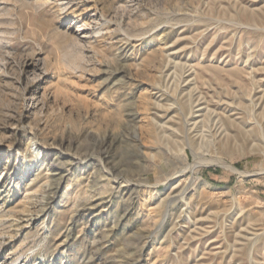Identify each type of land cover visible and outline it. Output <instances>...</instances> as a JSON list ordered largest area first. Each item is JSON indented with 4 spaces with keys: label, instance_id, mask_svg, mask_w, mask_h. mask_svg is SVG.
I'll return each mask as SVG.
<instances>
[{
    "label": "rangeland",
    "instance_id": "rangeland-1",
    "mask_svg": "<svg viewBox=\"0 0 264 264\" xmlns=\"http://www.w3.org/2000/svg\"><path fill=\"white\" fill-rule=\"evenodd\" d=\"M0 264H264V0H0Z\"/></svg>",
    "mask_w": 264,
    "mask_h": 264
},
{
    "label": "bare ground",
    "instance_id": "bare-ground-1",
    "mask_svg": "<svg viewBox=\"0 0 264 264\" xmlns=\"http://www.w3.org/2000/svg\"><path fill=\"white\" fill-rule=\"evenodd\" d=\"M184 118V117H183ZM185 121V120H184ZM187 121H185V123H186ZM184 123V124H185ZM149 125V124H148ZM164 125V124H163ZM145 127V126H144ZM139 128V127H138ZM137 128V129H138ZM145 129V128H144ZM134 130H136V129H134ZM163 130V129H162ZM186 130V129H185ZM23 131V135H25V136H32V137H35L36 135L33 133V131L31 130V129H23L22 130ZM126 131V130H125ZM139 131H141V130H139ZM127 132V131H126ZM134 132V131H133ZM132 132V133H133ZM137 132V131H136ZM122 133H124L123 131H122ZM125 134V133H124ZM22 135V134H21ZM126 135H127V133H126ZM125 135V136H126ZM138 136V135H137ZM142 136V135H141ZM130 137V136H129ZM133 137V136H132ZM157 137V136H156ZM31 138V137H30ZM125 138V137H124ZM158 138V137H157ZM33 139V138H32ZM31 139V140H32ZM30 140V139H29ZM123 141V140H122ZM131 141H132V139H131ZM188 141V140H187ZM139 142V141H138ZM141 142V141H140ZM159 142V141H158ZM166 144V143H165ZM133 145V144H132ZM167 145V144H166ZM46 148H48V147H46ZM45 148V149H46ZM53 148V147H52ZM138 148H140V147H138ZM161 148V147H160ZM166 148V147H165ZM44 149V150H45ZM141 149V148H140ZM161 149H163V148H161ZM192 149V148H191ZM191 151H193V150H191ZM167 152V151H166ZM133 153H134V151H133ZM192 153V152H191ZM151 155V154H150ZM46 156H48L47 155V151H45L44 153H43V157H46ZM165 156V155H164ZM192 156H193V160H194V163L192 164V165H190V166H186V167H184V169L182 170V171H180L179 173L180 174H187V173H190L191 171H192V169H193V167L197 164V162H198V160H199V155L198 154H196V153H192ZM91 157V156H90ZM143 157V156H142ZM145 157V156H144ZM86 158V157H85ZM88 158V157H87ZM92 158V157H91ZM95 158V157H94ZM140 159V158H139ZM143 159V158H142ZM147 159V158H146ZM145 159V160H146ZM88 160V159H87ZM136 160V159H135ZM144 160V161H145ZM149 160V159H148ZM78 161V160H77ZM151 161V160H150ZM134 162V161H133ZM52 163V162H51ZM51 163H49V164H51ZM75 163V162H74ZM85 164V163H84ZM154 164V163H153ZM51 166V165H50ZM55 166V165H54ZM53 166V167H54ZM52 167V168H53ZM2 177V176H1ZM127 180V179H126ZM189 183V182H188ZM181 189V188H180ZM184 193V192H183ZM176 195V194H175ZM182 195V194H181ZM183 197V196H182ZM51 200V199H50ZM173 201V200H172Z\"/></svg>",
    "mask_w": 264,
    "mask_h": 264
}]
</instances>
